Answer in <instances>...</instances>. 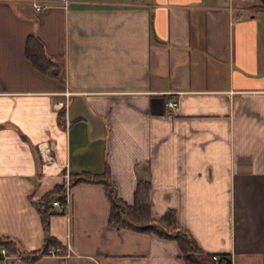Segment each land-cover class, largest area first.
Returning a JSON list of instances; mask_svg holds the SVG:
<instances>
[{"label":"crops","instance_id":"crops-1","mask_svg":"<svg viewBox=\"0 0 264 264\" xmlns=\"http://www.w3.org/2000/svg\"><path fill=\"white\" fill-rule=\"evenodd\" d=\"M236 4L69 0L35 11L0 0V234L41 248L33 201L71 173L107 169L128 203L147 176L152 216L174 209L202 250L264 264V7ZM30 33L62 60L61 78L28 60ZM109 213L103 183L69 185L49 217L63 246L5 263L182 264L176 239L110 225Z\"/></svg>","mask_w":264,"mask_h":264},{"label":"trees","instance_id":"trees-1","mask_svg":"<svg viewBox=\"0 0 264 264\" xmlns=\"http://www.w3.org/2000/svg\"><path fill=\"white\" fill-rule=\"evenodd\" d=\"M261 8L264 4H259ZM25 55L31 64L43 73L61 78L62 60L48 53L45 44L35 33H30L25 41ZM60 115L63 111L59 112ZM69 185L79 181H96L103 183L106 194L110 201V213L108 222L110 225L126 227L138 231L156 233L163 237L176 239L182 264H221L212 258V252L202 250L191 233L177 225L175 210L169 208L161 216L154 217L151 214V181L145 177H139L134 191V200L128 203L122 199L116 191L114 182L109 177V171L93 172L80 170L71 173ZM65 185L56 184L43 194L40 199L33 201L34 206L40 213L44 228V240L41 248L27 251L16 237L0 234V247H5L7 252L18 255L27 260H32L39 255L47 253L50 248L62 247V243L49 233V217L51 215L52 200L63 198Z\"/></svg>","mask_w":264,"mask_h":264},{"label":"built area","instance_id":"built-area-1","mask_svg":"<svg viewBox=\"0 0 264 264\" xmlns=\"http://www.w3.org/2000/svg\"><path fill=\"white\" fill-rule=\"evenodd\" d=\"M31 3L32 8L35 11H41L51 6H62L67 7L69 0H29ZM229 1V7L232 9L233 0ZM167 107V115L174 116L178 112L179 101L176 98H169L165 102ZM44 153V154H43ZM42 157L44 159L48 158V152H42ZM68 186L69 182L66 181L65 183V192L63 194V198H55L52 200V205L56 206L59 210H64L68 203ZM53 250L50 248L47 250V253H52ZM15 255L9 254L5 247H0V264H6L5 261L9 258L14 257ZM212 258L218 261L221 264H232V259L227 254H220V253H212Z\"/></svg>","mask_w":264,"mask_h":264},{"label":"rangeland","instance_id":"rangeland-1","mask_svg":"<svg viewBox=\"0 0 264 264\" xmlns=\"http://www.w3.org/2000/svg\"><path fill=\"white\" fill-rule=\"evenodd\" d=\"M233 3H237L236 5H243L245 7H254L256 9L261 8L259 4H262L260 0H233ZM233 8V6H232ZM262 9V8H261ZM261 17L264 19V9L259 11ZM261 43L264 44V26L261 30Z\"/></svg>","mask_w":264,"mask_h":264},{"label":"water","instance_id":"water-1","mask_svg":"<svg viewBox=\"0 0 264 264\" xmlns=\"http://www.w3.org/2000/svg\"><path fill=\"white\" fill-rule=\"evenodd\" d=\"M262 4H264V0H260Z\"/></svg>","mask_w":264,"mask_h":264}]
</instances>
